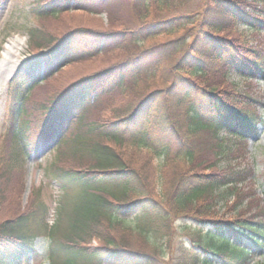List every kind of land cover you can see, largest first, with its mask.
<instances>
[{
	"label": "trees",
	"instance_id": "16d2710c",
	"mask_svg": "<svg viewBox=\"0 0 264 264\" xmlns=\"http://www.w3.org/2000/svg\"><path fill=\"white\" fill-rule=\"evenodd\" d=\"M71 1L37 3V52L16 71L26 80L42 70L47 79L67 71L49 88L45 106L49 125H70L72 136L65 140L71 146L58 145L51 173L60 190L57 217L48 223L49 201L36 188L25 211L0 218V264H28L39 234L50 238L49 264H157L179 219L193 222L190 259L179 264H247L263 254L264 168L258 194L247 162L248 143L263 122L255 106L263 100L253 85L246 90L229 79L235 74L248 83L264 72L262 50L251 49L248 58L236 51L248 30L263 32L264 16L249 11V0H198L191 9L182 0H76L74 8ZM70 9L83 23L50 36L46 21ZM104 10L107 23L96 15ZM141 41L149 46L137 50ZM118 55L124 62L114 63ZM216 75L225 79L212 82ZM228 82L229 96L218 94ZM120 89L133 100L104 118L89 116L97 98ZM153 125L160 143L151 141ZM11 137L5 160L17 168L26 150L17 133Z\"/></svg>",
	"mask_w": 264,
	"mask_h": 264
},
{
	"label": "rangeland",
	"instance_id": "374dc122",
	"mask_svg": "<svg viewBox=\"0 0 264 264\" xmlns=\"http://www.w3.org/2000/svg\"><path fill=\"white\" fill-rule=\"evenodd\" d=\"M39 1L40 0H0V58L3 56V49L9 41H16L18 47L22 50V53L19 56V62L9 78L5 80L6 74H1L2 77L0 76V183L2 186L1 191L4 192L0 193V196L2 194V198L0 197V203H6V206L4 207L5 209L3 211L0 210V218H14L21 211H25L27 208V201L30 196L36 188H40L43 191L45 199L49 201L50 204L48 223H53L57 217L56 208L58 206V198L60 195L58 185L51 178V173L54 169L53 167H55L57 164L56 161L59 159V152L56 144L58 143V138L63 134L65 135L64 139H67V137L72 139V136H70L68 132L70 129L64 130V127H62V129L55 134V139L50 140V144L47 142L41 144L42 141L40 146L37 147V144L41 137H38V134L40 130L45 127L44 122L46 115L44 114V106H46V104L49 105L47 102L49 101V98H51L49 88L52 85L54 86L59 83V80L67 73V71H64L62 75L55 74L50 79H47V75H41L38 79L31 81V83L26 82V79L23 78V76L16 77V71L23 59L32 55V53L37 52L35 44L31 45V29L35 27L38 28L39 21L41 20V17L34 15V9L38 7L37 3H39ZM199 2H201V0ZM197 3L198 0H182L180 4H182V7L186 9H191L194 8ZM76 4V0H72L70 3L72 8L76 7ZM84 4L85 3L82 2L78 5V7L82 9ZM99 4L100 3L98 2L95 5H92L98 6ZM248 6L250 7L249 11L251 13H258V15L264 16V0H249ZM132 8L133 5L131 6V9ZM105 11L106 10L102 12L100 11L101 13L99 12L96 15H99V17L104 20V23H107L108 17ZM72 12L78 11L72 9L68 15L58 12L55 15L56 17H50L48 21H46V24L44 25L48 27L50 36L57 38V36L62 35L64 31L71 29L70 24H72V21H79L80 23H83L85 18H81V15L75 16ZM171 12L181 15L183 11ZM66 18L67 20H65ZM184 34L185 31H182L179 34V37ZM190 39L191 38L188 40L190 41ZM49 40L50 39L44 38V41L46 42ZM242 40L241 45L236 50L237 56L248 58L253 54L251 49H260L262 50L260 53L264 55V30L263 32L249 30L245 38ZM48 43L49 42H47L46 45ZM140 44L141 45L139 47H136L137 50L144 45L149 46L146 41H141ZM45 46L44 48H46ZM124 57L125 56L118 55L115 58L114 63L118 61L119 63L124 62ZM136 66H131L132 68L130 69L133 70ZM91 70L92 69L85 68L84 72H90ZM129 74L130 72H126L125 74V77L127 78L126 82L128 83L129 80H132V84L134 79L130 78ZM42 78H44V81L41 83L40 81ZM222 78H224L222 75H216L211 81L217 82ZM229 80L236 81V83L240 84V87L245 88L246 90L249 86H254V91H256V93L259 94V98H262L263 100V102L259 103L258 106H255V109L257 110V113L263 115L264 117V72L257 74L255 77L247 81L248 83L241 81V77H238L235 74L230 76ZM144 84L145 83L140 80V87L138 88H142L145 86ZM130 87H133V85ZM232 88L233 84L230 82L227 84H220L217 93L228 97L229 95H227V92ZM116 93L117 95L113 94L112 96L108 95V97L104 96L97 98V100H95L96 102L88 110L89 116L96 119L100 116L104 118L106 114H114L115 111L120 108H124L126 104L133 100L131 96L126 95L121 89ZM20 100H23L25 104L23 108L31 116V119L29 120L27 125L28 127L25 131L26 136H24L22 141L27 153V160L21 164L23 167L19 165L16 168L15 165H11L8 160H5L6 156L9 154L7 153L5 155V153L10 150L9 143L12 138L11 135L15 133L14 131L19 129L16 125L21 126L24 119V115H20L19 111L16 109ZM105 105H107V109H105L104 112L103 107ZM112 108H114L112 112L109 111ZM17 117L20 118V124L15 120ZM261 126V131L257 138L252 139L248 143L250 152L249 155H247V162L252 164L255 170L253 179L255 178L258 194H262L261 190L263 188V181L261 175L264 168V123ZM154 128V125L148 126L147 128L149 131L153 132L151 135V141L160 143L158 139L160 138V133ZM54 141L57 142L55 143ZM60 145L65 148L71 146L66 141H63ZM136 154L137 153L133 154V157ZM152 163L154 165L161 164L157 158H155ZM5 164L7 166H5ZM225 197L228 200L233 199L229 195H226ZM220 198H218V200ZM246 201L247 199L245 200V203ZM223 202L224 198L220 199V203L223 204ZM222 206H224V204ZM178 222L176 226L178 225L180 230L172 237L174 240L172 241L170 248L165 249L166 255L157 259V264H179L181 261H189L190 258L186 257L188 254L186 249L191 250L190 248L193 246L192 240L189 238V234L192 232L189 226L193 222L181 221L180 219ZM33 226L35 229L36 225ZM31 231H29V233H31ZM33 242L38 253L37 256L33 255L30 257L28 264H49L48 254L50 248V238L44 234H39ZM93 243L96 245L99 242H97V240H93ZM259 261L264 263V254L252 257L248 264H254Z\"/></svg>",
	"mask_w": 264,
	"mask_h": 264
},
{
	"label": "bare ground",
	"instance_id": "6f19581e",
	"mask_svg": "<svg viewBox=\"0 0 264 264\" xmlns=\"http://www.w3.org/2000/svg\"><path fill=\"white\" fill-rule=\"evenodd\" d=\"M3 51V56L0 58V76L6 74L5 80H7L18 64L22 50L16 41H9Z\"/></svg>",
	"mask_w": 264,
	"mask_h": 264
}]
</instances>
